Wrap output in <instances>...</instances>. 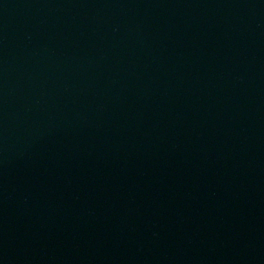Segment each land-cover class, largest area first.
<instances>
[{
	"label": "water",
	"instance_id": "obj_1",
	"mask_svg": "<svg viewBox=\"0 0 264 264\" xmlns=\"http://www.w3.org/2000/svg\"><path fill=\"white\" fill-rule=\"evenodd\" d=\"M0 264H264V0H0Z\"/></svg>",
	"mask_w": 264,
	"mask_h": 264
}]
</instances>
